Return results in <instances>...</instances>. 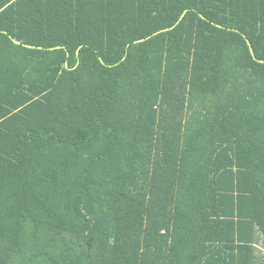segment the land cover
I'll list each match as a JSON object with an SVG mask.
<instances>
[{"label": "trees", "instance_id": "1", "mask_svg": "<svg viewBox=\"0 0 264 264\" xmlns=\"http://www.w3.org/2000/svg\"><path fill=\"white\" fill-rule=\"evenodd\" d=\"M0 264H264V0H0Z\"/></svg>", "mask_w": 264, "mask_h": 264}]
</instances>
